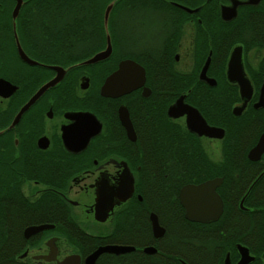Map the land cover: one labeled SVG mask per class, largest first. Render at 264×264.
<instances>
[{
  "label": "flooded vegetation",
  "instance_id": "1",
  "mask_svg": "<svg viewBox=\"0 0 264 264\" xmlns=\"http://www.w3.org/2000/svg\"><path fill=\"white\" fill-rule=\"evenodd\" d=\"M17 1L0 0V264H83L103 245L149 264H264V152L249 156L264 132V0H82L77 13L19 0L13 16ZM124 60L143 77L103 94ZM212 179L220 215L188 220L181 188Z\"/></svg>",
  "mask_w": 264,
  "mask_h": 264
},
{
  "label": "water",
  "instance_id": "2",
  "mask_svg": "<svg viewBox=\"0 0 264 264\" xmlns=\"http://www.w3.org/2000/svg\"><path fill=\"white\" fill-rule=\"evenodd\" d=\"M19 4L20 1L18 0L13 11V16L16 15ZM111 4L112 3H110L106 9V17L110 10ZM107 43L108 44L106 50L97 54L87 62H94L100 57L108 55L110 53L109 37L107 38ZM136 70H139L141 79L143 77V70L141 67L137 66L135 63L129 60L121 61L119 64V68L108 77L107 85H105V87L102 89V93L105 95L115 96L128 92L133 87L131 85V77ZM121 79H124V81L120 83ZM239 81L241 82V80ZM262 89L264 90V86ZM121 118L123 124L129 127L130 124L127 116L125 117L126 121L122 116ZM221 134L222 130H220L219 136ZM262 152H264V132L259 137L256 145L250 150L249 156L251 158H257ZM220 181L221 179H212L198 185L188 184L181 188L179 197L185 209V217L188 220L196 222H208L217 219L222 211V202L219 196L216 194L215 188L219 185ZM151 217L153 219L154 229L161 231L162 229L158 226L156 217L154 215H151ZM40 228H42V226L31 227L28 230L30 232H34ZM50 248L52 249V247ZM133 249L134 247L125 245L99 246L83 259V264H94L96 259L103 253L119 255L127 253ZM244 250L246 249L244 248ZM143 251L146 253H150L154 251V249H152L151 247H145ZM51 252L52 254L55 253L53 250H50L49 254L38 257H41L45 260H51L53 257ZM79 262L80 257L76 254H72L64 257L61 261H58L57 264H79Z\"/></svg>",
  "mask_w": 264,
  "mask_h": 264
},
{
  "label": "trees",
  "instance_id": "3",
  "mask_svg": "<svg viewBox=\"0 0 264 264\" xmlns=\"http://www.w3.org/2000/svg\"><path fill=\"white\" fill-rule=\"evenodd\" d=\"M110 1L111 0H106L107 3H109ZM51 3L52 4H55L54 1H51ZM82 7H83L82 0H75V10H76V13H77V10L82 9ZM76 22H79L78 21V18H76ZM79 23H81V22H79ZM105 27H106L107 32L108 33H111L112 40H114V37H113V35H114L113 25L110 22H108V23H106ZM75 33L76 34H79L80 37L83 39V37H84V29H83L82 25H77L76 24V26H75ZM225 208H226V206H225ZM225 216H226V210L224 209V212H223L220 220L224 219ZM218 222H220V221H218ZM188 224L189 223L187 222V224H186L187 225V233H186V237L184 238V240L186 241V244H188V245H197L201 241L199 240V238H197L193 233H191L189 231V230H192V229L195 231V229H194V227L192 225H191L192 227H190ZM252 228L255 230L254 227H252ZM253 238H259V236L258 235H255V236H253ZM65 239L67 241L72 240L71 237H66ZM88 239L92 243L91 249L95 248L99 244L107 243L106 240H102L101 238H98V237H89ZM208 239L210 241H208V242L203 241V242L210 243L211 244V239L212 238H208ZM181 240H183V238ZM217 242H218L219 245H227V244H229V242H228V236H219ZM213 243H216V242H213ZM81 253H82V255H85L88 252H86L85 250H81ZM96 264H149V258L148 257L141 256L138 259V258H136V255L133 252L128 253V254H125V255H120V256L112 255V254H102L97 259Z\"/></svg>",
  "mask_w": 264,
  "mask_h": 264
}]
</instances>
